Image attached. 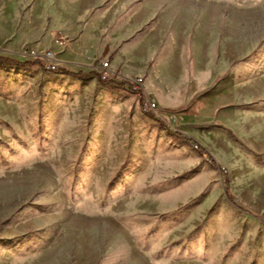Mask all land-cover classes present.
Segmentation results:
<instances>
[{
	"label": "rangeland",
	"instance_id": "rangeland-1",
	"mask_svg": "<svg viewBox=\"0 0 264 264\" xmlns=\"http://www.w3.org/2000/svg\"><path fill=\"white\" fill-rule=\"evenodd\" d=\"M0 54V264H264V0H0Z\"/></svg>",
	"mask_w": 264,
	"mask_h": 264
},
{
	"label": "trees",
	"instance_id": "trees-1",
	"mask_svg": "<svg viewBox=\"0 0 264 264\" xmlns=\"http://www.w3.org/2000/svg\"><path fill=\"white\" fill-rule=\"evenodd\" d=\"M38 63H40L39 58L19 60V59L12 58L10 56L0 54V66L11 65V66H18V67H28V66L38 64ZM62 72L66 73V74H68L74 78L81 79V80L89 79L92 77H97L100 82L108 85L111 88H119L120 89V88L127 87L129 90L134 91V92L138 90L129 81H125V80L117 81L114 79L103 78L102 74L97 69H91L89 71H82V70L69 71V70L63 69ZM145 113H148V112H145ZM161 125L166 130V132L168 134H172L176 137H181L186 142H189V143H192L193 145L198 146L196 142H194L190 138L186 137L181 132L176 131V130H172L169 127L165 126V124H163V123Z\"/></svg>",
	"mask_w": 264,
	"mask_h": 264
},
{
	"label": "built area",
	"instance_id": "built-area-1",
	"mask_svg": "<svg viewBox=\"0 0 264 264\" xmlns=\"http://www.w3.org/2000/svg\"><path fill=\"white\" fill-rule=\"evenodd\" d=\"M43 58H46V59H49V58H51V53L50 52H46L45 54H43V56H42ZM52 57H53V54H52ZM107 63L106 62H104V64L103 65H106ZM54 65L52 64V68L54 69ZM102 77L103 78H105V76L104 75H102ZM132 85L135 87V88H137V89H139V87H140V84H141V79L140 78H136L135 80H132ZM155 102L154 101H149V107L150 108H153V107H155Z\"/></svg>",
	"mask_w": 264,
	"mask_h": 264
}]
</instances>
